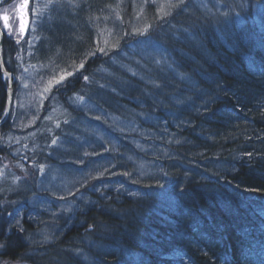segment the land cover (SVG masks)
<instances>
[{
    "label": "bare ground",
    "instance_id": "6f19581e",
    "mask_svg": "<svg viewBox=\"0 0 264 264\" xmlns=\"http://www.w3.org/2000/svg\"><path fill=\"white\" fill-rule=\"evenodd\" d=\"M17 1L20 0H0V76L7 96L5 110L0 119V185H3L5 181L9 180L8 178L12 177L13 182L6 185L23 190L22 192L13 193L12 189L7 188L5 191L7 192L6 195L10 194L14 196L15 194L16 199L21 200L12 201L14 203H6V207L12 210H22L25 207L27 209L30 208L29 213L36 211L39 215L31 218L34 219L33 221L31 220L32 226H39L43 216L51 211L57 214L55 216L56 219L68 218L70 214L72 215L71 210H64L65 205L68 203H75L77 205L78 202V208L91 210L100 207L113 196L114 198L110 200L111 203L124 204L127 199L122 195H136L134 190H137V188L131 189L129 185H133L132 183L135 182L145 183L144 180L140 179L142 173H145L143 176L148 181L151 169L158 167V165L166 166L164 160L169 161L171 165L170 169L173 170L176 177L179 178L178 175L185 174L184 163L188 162L189 159L193 160L195 158L191 155L194 148L199 146L200 142L208 143L207 141L211 137V134L207 135L197 132L193 133L192 141L185 142L182 141L183 139L180 135L181 131L187 130L192 126L203 128L208 125L205 122V118L200 115L202 112H205V109L198 108L201 105L198 101L202 99L200 94L203 91L196 87L197 82L195 79H192L189 84L186 83L189 78L187 74L191 73L190 71H192L198 59H201L202 54L206 53L208 49L214 50L213 46H216L221 57L220 59L208 61L205 63L206 66L212 65L214 69L219 70V73L228 76L229 80H232V76L227 69L236 66L237 59L242 63L238 65L240 70L248 73V76L254 82L264 83V65L261 67L257 62L259 58H264V0H240L242 1L241 4H233L228 9L223 7V0H211L206 6H204L207 3L206 1H201L200 3L199 1L196 2V0L188 2L184 0H88L87 2H82V8L79 11L80 16H84L83 18L88 20L90 29H98L95 31L90 30L94 36L91 53H95V55L90 57V60L87 58L90 55L88 53H85L79 60L76 57L55 60L52 58V54L47 51L46 45L53 44L52 33L49 32H53L54 30H46V28L43 30V23L44 19H47L46 14H48L49 9L56 10L57 4L53 3V0H27L26 14L30 25L25 26L26 36L25 38H21V34L19 35L18 31V16L13 11L10 13L11 11L6 10L13 2ZM67 1L60 0V3ZM235 1L239 0H230L229 2ZM186 3L188 4L186 5ZM52 4L55 5L50 6ZM89 6L91 8H88ZM140 7L142 8L138 11ZM115 9L116 12L114 11ZM5 15H9L7 28L3 20ZM141 18L144 25L137 28L138 19ZM70 19L77 26L86 28V24L80 20L78 15H74ZM33 20L35 23H33ZM124 21L126 23H123ZM102 23H104L102 30L110 31L109 35L107 37L105 35L101 40L100 36L97 35H99ZM148 23L152 25L156 23L159 27L155 30ZM121 24L125 25L121 27ZM9 28L14 31L13 34L9 32ZM254 28L258 32L256 38L254 36L250 37L254 41V44L252 46L244 44L245 46L243 45L242 48L237 46L238 43L235 41L246 37ZM117 30L122 31L121 37L119 33L117 34ZM113 36L115 39H111ZM129 37V41L121 44V42H124ZM17 41L20 44L28 42L27 47L31 50L35 49L36 46L42 45L37 49L41 50L35 52L34 56H31L29 49L25 48L24 51L22 49L19 51L14 46L15 44L17 45ZM101 44L103 45L101 46ZM223 47H226L224 51ZM99 48H104L105 51L102 53L98 50ZM134 50L136 54H134ZM181 51H191L189 53L197 57V59L186 57L185 60L181 59L173 63L176 60L174 55L181 53ZM72 52V54H81L75 49H72ZM9 54H15V57L17 59L21 58L22 62L19 63L18 61V65H14L13 70L12 66H8L9 60L6 55ZM82 60H84V68L74 71L73 75L68 76L67 72H73V67L79 65ZM50 61L68 66L66 67L67 71L61 70L59 67H47ZM90 62L96 68H100L106 62L111 63L106 64V67L103 69L100 68L101 72L95 73L100 78L99 80L95 75H90L92 73L90 71ZM112 63L122 68L123 66H130L136 63L137 66L135 67L137 68L133 67L129 72L139 80L131 76L124 77L122 72L112 69ZM87 64H89L88 68ZM17 69L19 71H15ZM48 70H51V72H47ZM61 74H64L66 78L60 83H55V80H58ZM83 76H88V80H84ZM29 77L42 80L45 83L43 91L44 93L45 91L48 93L42 96L46 99L43 104L39 105V108H42L41 113L34 118V124L29 129L21 130V128H14L15 126H13L17 109L15 98L17 97L16 92L20 89L21 83L24 82V78ZM195 77L198 79L197 76ZM126 78L129 79L127 82ZM156 78L165 82L166 86L164 89L172 91L178 97H183L184 86L187 90H185V93L191 97V105H196L198 110H202L200 114L197 112L193 114L194 118L197 117L194 119L196 122L192 119L191 124L180 122L179 125L174 124L172 128L168 127L169 124H167L166 120H162V118L171 115L170 112L172 110L169 107L175 104V98L170 91L166 94L160 89L161 86L156 83ZM104 82L107 86L113 85L112 89L115 90L114 96L117 95L116 97L122 98L121 102L114 101L109 108L101 106L98 103L99 98L95 96L90 97L92 89L103 88L102 83ZM125 83L134 86H128ZM173 88H176L178 91ZM259 88L264 90V84ZM8 91H11L13 97V103L9 107V111ZM209 94L214 95V93L210 92ZM262 94L263 92L259 91L257 96H261ZM80 97L83 99L81 100ZM154 97L160 101L155 100ZM194 97H196V100ZM215 99H220V96L217 95L213 100ZM242 100L240 93H238L234 94L231 100H222L221 103L227 102L228 104L225 103V106L232 110L236 106L235 104L240 103L239 101ZM60 101H63V104ZM161 101H164L166 104H162ZM213 102H207L206 108L208 109L213 106ZM253 102L254 100H251L250 103L245 105L246 113H244L245 115L243 114L245 117H253L252 112L255 111L250 110L247 112ZM76 103L82 105L77 107ZM179 103L182 106V102L179 101ZM57 104L62 105L61 111L63 115H68L64 117L65 120L62 116L57 120L44 119V117L55 111L54 109ZM84 104L90 108L92 107L93 112L98 117L88 114L90 112L86 110L90 108L84 106ZM260 104L264 105L263 102ZM235 110L233 109V114L236 113ZM181 112L184 111L181 110ZM109 120L113 122L112 125H107L110 123ZM252 120L253 118H251ZM248 122L250 120L239 126L236 123L229 124L224 122V126L214 132V135L218 136V145L224 147L222 148L223 150L218 155L213 153L214 156H212V153L209 154V151L205 149L206 146L211 147L212 144L202 146L200 147L202 151L197 160H200L203 164L206 162V164L220 162L223 167L233 169V173L238 178L241 177L239 173L249 174L251 167L258 169L263 166L264 169V160L258 155L264 154V123L254 122L255 124H252V129L249 133L240 132L239 130H243L248 126ZM29 123L27 122V124ZM133 130L136 134L132 137L138 140L143 134V141L138 140L139 142L135 143L126 142V145L120 151L112 147V138L119 137V135L128 136V133L131 134ZM31 131L34 133L32 134ZM68 131H71L70 133L75 136L82 137V141H79L76 151H69L65 156L41 149V147L49 148L50 145L48 144L53 143V140H55V144L60 142L66 147L67 143L61 136ZM220 132H224L227 137L222 138V133ZM21 135L28 138L26 142L32 139L29 149L31 147L35 149V151H30V153L33 152L32 155L37 165L29 161L24 162L22 160L23 154L17 155V149L20 144L16 142V139ZM151 136H154L156 139L158 138V149L161 153V155H158V158L151 157V159L150 154L145 151V142ZM12 138L15 143L10 142ZM54 146V149L58 147ZM87 146H89L91 151L87 150ZM131 146H135L139 150H136L138 152L132 154L133 156L129 155ZM56 150L59 151V148ZM67 150L68 148L65 151ZM7 156L16 161L11 162ZM260 158L261 160L258 161ZM51 166H60L70 183L64 184L62 181L59 184L56 181L52 184L50 180ZM29 168L32 170L28 171L27 169ZM101 168H104L102 169L104 170L103 172L98 171ZM123 168L128 170L127 174L133 168L135 173V169L138 168L139 173L133 174L128 179L129 174L127 175L121 171ZM141 168L143 170L140 172ZM114 169L118 172H115L116 174L111 176ZM191 174L193 173L187 172L183 180H181L184 182ZM137 176L139 177L137 178ZM235 176V181H238ZM195 178H197L196 181H203L208 180L210 176H195ZM109 181L117 182L123 189L108 186L107 182ZM215 183L216 191H213V195L209 191L204 190L202 199L210 201L211 197H221L219 185L221 182L218 176H216ZM50 184L62 197L45 200L39 197L41 203L49 200L52 205L48 210L42 208L44 204H41L42 206L36 209V206L30 200L35 197L38 198V195H42V191L45 190L44 188L49 187ZM195 185L199 186L198 184ZM108 190L113 193H109ZM233 193L236 194L235 200L237 199V201H227L221 209H229L225 212L223 210L224 213L214 218V220L212 215L208 213L209 225L205 219L200 217H197L200 223L198 221H190L188 223L187 221L188 231L182 234L183 231L179 230L183 238L179 236L178 242L185 239L184 244H188L189 239H193V236L199 232L195 229L199 228L200 226L198 225L200 224H203L207 233L213 236H227L232 230L240 229L245 225L244 222L246 223V227L253 228L254 219L251 218V214L254 213L255 217L259 219L264 216V195L262 196L250 186L246 187L239 184L237 190H234ZM4 200L10 201L8 198ZM2 203L4 204L3 201ZM192 204L194 211L203 210L202 207L204 205L200 202V198L194 199ZM184 208L189 212L192 211L186 207L182 209ZM109 214L114 217L117 216L113 210H109L105 214L107 218H109ZM8 220L13 230L16 229L17 224L21 221L20 218L13 217V215L8 216ZM117 220L114 219V223ZM26 221H28V218H24L22 223ZM237 221L239 222L236 223ZM159 237H156L158 243L164 239L162 235ZM16 241L19 244H24L25 238L19 234ZM157 242L153 241L144 244L140 239L137 242L135 240L128 241V243H133L134 245V248L129 253L134 259L140 253H155V247L158 245ZM161 246L162 248L164 247V245ZM237 248H240V246H237ZM110 249L113 258L122 257V255L124 258L129 257L128 254L125 255L122 252L121 247L118 245ZM161 251L163 252L164 250ZM197 254L199 258L202 257L201 253ZM245 261L246 264H250V262H252L251 264H255L256 259L252 258L249 261L247 258ZM235 263L242 264L239 261Z\"/></svg>",
    "mask_w": 264,
    "mask_h": 264
},
{
    "label": "trees",
    "instance_id": "16d2710c",
    "mask_svg": "<svg viewBox=\"0 0 264 264\" xmlns=\"http://www.w3.org/2000/svg\"><path fill=\"white\" fill-rule=\"evenodd\" d=\"M68 1L60 3V0H53V3L57 4L56 10L54 11L50 8L48 14H46L47 19H44L43 23V30L45 28L46 30H57L55 34H53L54 31L49 32L52 33L51 37L53 39V44L46 45L47 51L52 54V58L55 60H62L66 57H76L79 60L85 53L90 54L93 50L92 40H94V36L91 34L90 30H98L93 27V29H90L88 20H85V18H83L84 16H80L79 11L80 8H82L81 3L87 2L88 0ZM184 1L188 2L190 0ZM229 1L230 0H223L225 4V6H223L224 8L228 9L229 4H227V2ZM240 3H242V1H240ZM55 4L50 6H54ZM88 8H91V6ZM141 8L142 7L138 8V11ZM114 11L116 12V9ZM74 15L79 16L80 20L86 24V28L77 26L74 21L71 22L70 17L72 18ZM108 20L112 21L113 19ZM123 23H126V21ZM101 25V29H99L98 33L99 35L97 36H100L102 40L105 35L106 37L109 35L110 30H102L104 23ZM124 25L125 24H121V27ZM150 26L155 30L159 27L156 23H153V25L150 24ZM118 33L120 37L123 34L122 31L120 32L117 30V34ZM257 35L258 32H256L254 28L246 37L241 40H236L235 42L238 43L237 46L240 48H242L244 44L252 46L254 41H252L250 37L254 36V38H256ZM114 36L111 39H115ZM125 40L121 42V44H125V42L129 41L130 37L126 41ZM16 43L17 45L15 44L14 46L17 47L19 51L21 49L24 51L25 48L29 49L27 47L28 42L20 44V42L17 41ZM103 44H101V46ZM41 46L42 45L36 46V48L32 50L29 49L30 55L34 56L35 52L41 50H37ZM204 46H206V44H204ZM213 48L215 51L208 49L206 53L202 54L201 59H198L192 71H190L191 73L187 74L189 78L186 83L189 84L192 79H195L197 82L196 87L203 91V93L200 94L202 99L198 101V103L201 104L198 108L205 109V112H202L200 115L205 118V122L208 123V125L203 128L192 126L187 130L181 131L180 135L183 139L182 141H192L193 133L197 132L207 135L211 134V137L209 136L210 140L207 141L208 143L200 142L199 146L194 148L191 155L195 158L193 160L189 159L190 161L188 160V162L184 163L185 174L189 171L193 174L183 182L182 180L185 174L178 175L179 178L176 177L173 170L170 169L171 165L169 161L164 160L166 166L158 165V167L151 169L148 181H146L143 176L145 173H142L141 177L145 183L135 182L132 183L133 185H129L131 189L137 188L138 192H135V196L122 195L127 199L124 204L111 203L110 200L114 198L112 196L111 199H108V201L104 202L100 207L91 210L78 208L76 212H72V215L70 214L68 218L62 216L63 218L59 220L55 218L57 214L49 212L44 215L39 226H32V222L28 220L23 223V230L18 227L13 230L10 226V223H8V216L14 215L15 210L6 207V203H14L20 199H16L15 194L14 196L10 194L6 195L7 192L4 191L7 189L5 190L3 188L4 191H0V264H236L235 262L237 261L246 264L245 259L247 258L249 261L255 258V264H264V216L259 219L255 217L254 213L251 214V218L254 219L253 228L246 227V223L244 222L245 225L240 229L232 230L227 236H213L207 233L203 224H200L198 225L200 227L195 229L199 232L193 236V239H189L190 241H188V244H184L185 239L178 242V237L181 236L180 231H183L182 234L188 231L187 221L188 223H190V221H198L200 223L197 219V217H200L205 219L209 225L208 213L212 215L214 220V218L227 211L229 208L221 209V207L224 206L227 201L235 200L236 194H234L233 191L237 190L238 184L246 187L250 186L262 196L264 195L263 166L258 169L251 167V172L249 174L239 173L241 177L238 178L233 173V169L223 167L220 162H213L212 164H206V162L203 164L200 160H197L202 151V148H200L202 146L212 144L211 147H205V149L209 151V154L212 153V156H214V154L218 155V153L223 150L222 148L224 147L218 145V136H215L214 132H216L218 128L220 129L224 126V122L229 124L236 123L239 126L250 120L246 128L239 130L240 132L246 133L250 132L254 122L264 123V105L260 104L262 102L264 103V90L259 88L262 87L264 83L254 82V80L248 76V73L240 70L238 65L242 63L237 59L236 66L227 69L232 76V80H229L227 78L228 76L219 73V70L214 69L212 65L206 66L205 63L208 61L220 59L221 57L218 48L216 46H213ZM72 49H75L81 54H72ZM224 49H226V47H223V51ZM189 52L181 51V53L175 54L174 57L176 60H174L173 63L181 59L185 60L186 57L196 60L197 57ZM91 56L90 54L87 58L90 60ZM6 57L9 60L8 66H12V70L13 67H15L14 65H18V61L19 63L21 62V58L17 59L15 54H9L6 55ZM257 62L262 67L264 65V58H259ZM109 63L111 62L104 63L105 66L103 64L100 68H105L106 64ZM112 65V69L119 70L124 77L131 76L139 80L129 72L133 67L137 68L135 67L137 66L136 63L125 66L126 68L124 66L122 68L113 63ZM47 67H59V69L67 71L66 67L68 66L59 65L50 61ZM88 67L89 64H87V68ZM90 67V71H92L90 75L92 76L95 75L96 72L102 71L100 68L93 66L92 62H90ZM15 71L19 70L17 69ZM47 72H51V70ZM195 76H197L198 79H196ZM96 77L100 80L98 76ZM128 80L129 79H127L126 82ZM155 81L161 86L160 89L163 92L167 94L170 91L164 89L166 85L163 80L160 81L156 78ZM102 84L105 89L101 87L97 89L93 88L90 93L91 98L94 96L99 98L98 103L105 108H109L114 101H122V98L116 97L117 95L114 96L115 90L112 89L113 85L107 86L105 82ZM127 85L134 86L132 84ZM173 89L178 91L176 88ZM185 90L183 86V97H178L170 91L174 95L175 104L169 107L172 110L170 112L171 115L162 118V120L167 121V124H169L168 127L170 128H172L174 124L179 125L180 122H188V124H191L192 119L194 121V119L197 118H194L193 114L197 112L198 108L196 105H191V97L185 93ZM259 91L263 92L261 96H257ZM209 92L212 94L214 93V95H210ZM238 93H240L243 100L235 104L236 106L232 108V110L225 106L227 102L221 103L222 100H231L234 94L236 95ZM217 95L220 96V99L213 100ZM194 98L196 100V97ZM6 99V91L0 76V119L5 110ZM154 99L160 101L155 97ZM234 100L236 101V99ZM251 100H254V102L247 112L250 110L257 112H252V121L248 116H244V113H246L245 105L250 103ZM179 101L182 102V106L179 105L181 104ZM212 101H214V105L207 109V102ZM161 103L166 104L164 101H161ZM233 109H236V113L234 114L232 113ZM181 110L184 112H181ZM148 114L150 113L148 112ZM220 133H222V138L227 137L224 132ZM136 150L138 149L135 146H131L129 155L133 156L132 154L139 151ZM258 155L264 160V154ZM8 158L11 162L16 161L10 157ZM186 158L188 159V157ZM261 158L258 161H260ZM26 161L37 165L33 155L27 160L24 159V162ZM27 170L29 171L32 169L29 168ZM128 174V179H130L133 174H136L134 168L131 169ZM206 175L210 176L208 180L196 181L197 178H195V176ZM216 176L219 177L221 182L219 184L222 194L221 197H211L210 201L202 199L204 190L209 191L212 195L213 191H216ZM234 176L238 181H235ZM194 183L199 186H196ZM108 192L113 193L109 190ZM5 198H8L10 201H5ZM196 198H200V202L204 205L202 211L193 210L194 207L192 203ZM214 199L216 200L215 202ZM235 201H237V199ZM183 207L192 211L189 212L185 208L182 209ZM109 210L115 211L117 218L110 214L109 218H107L105 214H107ZM53 217L56 220H53ZM114 219L118 220L114 223ZM238 222L239 221L236 223ZM19 234L25 238L24 244H19L16 241ZM160 235H162L164 239L162 242L160 241V243H158L156 237L160 238ZM139 239L144 244L153 241L157 242L158 245L155 247V253H140L134 259L129 253L134 248V245L133 243H128V241L135 240V242H137ZM117 245L121 247L122 252L125 255L128 254L129 257L124 258L122 255V257L113 258L110 248ZM161 245H164V247L162 248ZM237 246H240V248H237ZM161 250L164 251L162 252ZM197 253H201L202 257L199 258ZM251 263L252 262H250V264Z\"/></svg>",
    "mask_w": 264,
    "mask_h": 264
},
{
    "label": "rangeland",
    "instance_id": "374dc122",
    "mask_svg": "<svg viewBox=\"0 0 264 264\" xmlns=\"http://www.w3.org/2000/svg\"><path fill=\"white\" fill-rule=\"evenodd\" d=\"M200 2L201 3V1H206L207 3L204 5V6H206V5H208L209 3H210V1L211 0H196V2ZM224 1H227V0H224ZM223 2V1H222ZM224 3V2H223ZM26 5V7L25 8H23V9H21V7H20V5ZM27 4H28V1L27 0H20V1H17V2H13L11 5H10V7H8L6 10H8V11H11L10 13H12V11H13V13H16V15L18 16V19H19V26H20V17L21 16H24L25 17V26L27 27L28 25H30V22H29V20H28V16H27V14H26V11H27ZM188 3H186V5H187ZM189 4H191V3H189ZM227 4H229V7L231 8L232 7V5L233 4H235V5H239V4H241L240 3V1H235V2H227ZM224 6H225V4H224ZM6 16H8V21H9V15H6ZM149 24V23H148ZM142 25H144V22H143V20H142V18L141 19H138V22H137V28H140V26H142ZM9 30V29H8ZM13 32L14 31H12L11 30V34H13ZM19 35H20V33H19ZM21 36V38H25V36H26V34H25V30H24V33L22 34V35H20ZM134 54H136V51L134 50ZM139 56H140V54H139ZM44 86H45V83H43V81L42 80H40V79H38V80H36L35 78H33V77H29V78H24V82H22L21 83V86H20V89L16 92V94H17V97L15 98V100H16V107H17V109H16V116H15V118H14V120H13V126H15L14 128H21V130H25V129H29L33 124H34V118L35 117H37L40 113H41V109L42 108H39V105H41V104H43L44 103V101H45V99L46 98H44V97H42V96H45V95H47V93L48 92H46L45 91V93H44V91H43V88H44ZM66 97V96H65ZM62 104H63V101H60ZM14 103H15V101H14ZM82 105V104H81ZM80 104H78V103H76V106L78 107V106H81ZM84 106H88V105H85L84 104ZM61 107H62V105H56V108L54 109L55 111H53V112H51L48 116H46V117H44V119H51V120H53V119H58L59 117H63V119H64V117H66V116H68V115H66V116H64L63 115V112L61 111ZM89 107V106H88ZM90 108V107H89ZM83 109H84V107H83ZM87 109V108H86ZM87 112H90V113H88V114H90V115H93V116H95V117H98V115H96L94 112H93V110H92V107L90 108V109H87L86 110ZM85 111V112H86ZM202 112V110H198L197 111V113L198 114H200ZM106 118H109V117H106ZM65 120V119H64ZM27 122H30L29 124H27ZM109 124H107V125H112L113 124V122L111 121V120H109ZM15 124V125H14ZM19 130V129H18ZM32 132V134L34 133L33 131H31ZM71 131H68V132H66V133H64L62 136H61V138L62 139H64L65 141H66V147L62 144V143H60V142H58V141H56V142H58V143H56V144H53V143H49L48 145H50V147L49 148H44V147H41V149H45V150H47V151H52L53 153H55V154H60V155H67V153H69V151L71 152H73V151H76L77 150V148H78V144H79V141H82L81 140V138L82 137H79V136H75L74 134H71L70 133ZM128 133V132H127ZM14 134V133H13ZM134 134H136L135 133V131L133 130V131H131V134L130 133H128V136L127 135H119V137H114V138H112V140H111V144H112V147L114 148V149H116L117 151H120V149L124 146V145H126V142H131V143H135V142H139L137 139H134L132 136L134 135ZM30 135V134H29ZM28 135V137H30ZM28 138L27 137H24V135H21V136H18V138L16 139V142L18 143V144H20L19 146H18V149H17V155L18 156H20V154L22 155V160H27L29 157H31L32 156V154H33V152L32 153H30V151H35V149L33 148L32 149V147L29 149V146H30V141L32 140V139H30L29 141H27L26 142V140H27ZM61 140V139H60ZM71 140V141H70ZM139 140H141V141H143V134H142V137L139 139ZM162 140V139H161ZM13 142V143H15L14 141H13V138H12V140H10V142ZM124 143V144H123ZM54 145H56V146H58L57 148H55L54 149ZM84 147H85V145H83ZM59 148V151L58 150H56V149H58ZM64 148H65V150L68 148V150L67 151H65L64 150ZM87 150L88 151H91L90 150V148H89V146H87ZM145 151H146V153L148 152V154H150L149 156H150V158L151 157H156V158H158V155H161V153H160V150L158 149V138L156 139L154 136H151L147 141H146V143H145ZM60 152H62V153H60ZM57 157V156H56ZM58 158V157H57ZM152 159V158H151ZM24 164V163H23ZM51 177H50V180H51V182H52V184H54V182H59V184H60V182H62V183H64V184H69L70 182H69V179H68V177L66 176V174H65V172L61 169V167L60 166H51ZM102 169H104V168H101V169H99L98 171L99 172H103L104 170H102ZM115 170V169H114ZM113 170V172L111 173V176L112 175H114V174H116L115 172H118L117 170H115L114 171ZM136 170V173H139V170H138V168H136L135 169ZM143 169L141 168L140 169V172L142 171ZM121 171H123V172H125L126 174H127V172H128V170L127 169H125V168H123V170H121ZM124 175V174H123ZM128 175V174H127ZM139 176H137V178H138ZM9 180H7V181H5L4 183H3V185H0V191L2 192V191H4L3 190V188L6 190L7 188H10V189H12V191H13V193H15V192H22L23 190L21 189H19V188H14V187H12V186H8V185H6L7 183H10V182H13V180H12V177L11 178H8ZM140 179H142V177L140 178ZM43 182H44V180H43ZM42 185H43V183H41ZM106 185V184H105ZM107 185L108 186H110V187H113V188H115V187H118V188H122V186L121 185H118V183L117 182H114V181H109V182H107ZM8 186V187H7ZM97 186V185H96ZM57 187V186H56ZM55 187V188H56ZM130 188V187H129ZM45 190L44 191H42L43 192V194L42 195H38V198L39 197H41V198H44V200L45 199H54L55 197L56 198H61L62 196H61V194L59 193V192H56L55 190H54V188L51 186V184H50V186L49 187H46V188H44ZM123 189V188H122ZM24 190H25V188H24ZM27 190V189H26ZM128 191V190H127ZM135 192L137 191V190H134ZM5 192V191H4ZM28 192V191H27ZM29 194V193H28ZM84 194V193H83ZM38 198H33V199H31L30 201H31V203H33V205H35L36 206V209H38L40 206H42L41 204H44V206H42V208H44V209H46V210H48V209H50V206L52 205V203L48 200H46L45 202H42L41 203V201H40V198L38 199ZM21 200V199H20ZM19 200V201H20ZM38 200V201H37ZM36 201H37V203H36ZM75 204V203H74ZM73 203H68V204H66L65 205V207H64V210H67V211H69V210H71L72 212H76V210L78 209V206H79V204H78V202H77V205L75 204L74 205ZM31 209L29 208V209H27L26 207L25 208H23L22 210H15V214L13 215V217L14 216H16V217H18V218H20L21 219V221L17 224V226L16 227H18V228H20V229H24V225H23V223H22V221H23V219L24 218H28V220H34V219H31L32 217L33 218H35V217H37L39 214L36 212V211H34V212H31V213H29V211H30ZM63 210V211H64ZM28 212V213H27ZM52 212V211H51ZM41 216V215H40ZM43 218H44V216H43ZM43 220V219H42ZM45 220V219H44ZM53 220H56V219H54V217H53ZM53 224V223H52ZM51 224V225H52Z\"/></svg>",
    "mask_w": 264,
    "mask_h": 264
},
{
    "label": "snow or ice",
    "instance_id": "6c2138e0",
    "mask_svg": "<svg viewBox=\"0 0 264 264\" xmlns=\"http://www.w3.org/2000/svg\"><path fill=\"white\" fill-rule=\"evenodd\" d=\"M20 7H21V9H23V8H25L26 7V5H20ZM34 12H35V10H34ZM3 20H4V24H5V27L7 28L8 27V24H7V22H8V16H4L3 17ZM33 23H35V21L33 20ZM24 30H25V17L24 16H21L20 17V26H19V33L22 35L23 33H24ZM34 30V29H33ZM9 32H11V29L9 28ZM100 52H104L105 51V49L104 48H99L98 49ZM91 55H95V53H90ZM84 68V60H82L80 63H79V65H75L74 67H73V72H67V75L68 76H71V75H73V73H74V71H77V70H79V69H83ZM66 78V76L64 75V74H61L60 75V77H59V79L58 80H55V83H60L62 80H64ZM83 79L84 80H88V76H83ZM51 83V82H50ZM47 90V89H46ZM80 99L82 100L83 98L82 97H80ZM53 144H55V140H53Z\"/></svg>",
    "mask_w": 264,
    "mask_h": 264
},
{
    "label": "water",
    "instance_id": "95a60500",
    "mask_svg": "<svg viewBox=\"0 0 264 264\" xmlns=\"http://www.w3.org/2000/svg\"><path fill=\"white\" fill-rule=\"evenodd\" d=\"M7 95H8V111H9L10 110L9 107H11L12 106V103H13V97H12L11 91H8L7 92Z\"/></svg>",
    "mask_w": 264,
    "mask_h": 264
}]
</instances>
